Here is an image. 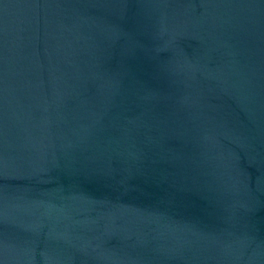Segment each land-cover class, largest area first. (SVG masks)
I'll return each mask as SVG.
<instances>
[{
    "label": "water",
    "instance_id": "95a60500",
    "mask_svg": "<svg viewBox=\"0 0 264 264\" xmlns=\"http://www.w3.org/2000/svg\"><path fill=\"white\" fill-rule=\"evenodd\" d=\"M0 264H264V0H0Z\"/></svg>",
    "mask_w": 264,
    "mask_h": 264
}]
</instances>
